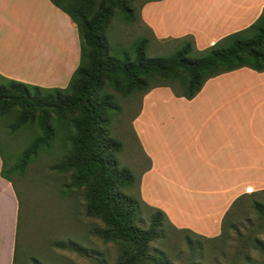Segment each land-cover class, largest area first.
<instances>
[{"label":"crops","instance_id":"obj_1","mask_svg":"<svg viewBox=\"0 0 264 264\" xmlns=\"http://www.w3.org/2000/svg\"><path fill=\"white\" fill-rule=\"evenodd\" d=\"M264 0L144 2L140 23L157 41L192 37L201 51L246 29ZM79 63L76 25L49 0H0V75L65 88ZM132 130L148 161L141 201L172 227L214 238L242 197L264 192V73L240 68L208 79L191 100L162 86L141 99ZM0 264H17L20 197L2 176Z\"/></svg>","mask_w":264,"mask_h":264},{"label":"trees","instance_id":"obj_2","mask_svg":"<svg viewBox=\"0 0 264 264\" xmlns=\"http://www.w3.org/2000/svg\"><path fill=\"white\" fill-rule=\"evenodd\" d=\"M49 1L76 25L79 63L65 88H43L0 75V118L13 117L12 132L27 126L40 132L15 165L8 168L2 156V176L12 180L10 174L22 172L55 132L63 131L70 148L56 170L71 173L70 189L84 190L86 215L106 224L100 237L121 245L119 264H169L165 257L150 254L163 221L168 222L166 215L151 208L148 228L139 227L142 201L122 191L134 176L116 160L122 144L110 136L107 115L119 108L107 88L127 97L165 86L175 96L191 100L208 79L220 74L240 68L264 73V9L249 27L205 50H196L188 36L175 40L179 44L170 55L150 58L148 40L142 38L135 43L134 58L126 55L122 61L115 57L107 31L115 15L125 22L136 19L134 0ZM150 1L162 0L146 2ZM156 81L161 84L153 85ZM258 245L264 253V244Z\"/></svg>","mask_w":264,"mask_h":264},{"label":"rangeland","instance_id":"obj_3","mask_svg":"<svg viewBox=\"0 0 264 264\" xmlns=\"http://www.w3.org/2000/svg\"><path fill=\"white\" fill-rule=\"evenodd\" d=\"M146 1H133V22H125L118 15L110 22L108 42L122 61L126 55L134 58L135 43L142 38L148 40L146 56L150 58L168 56L179 44L155 40L140 23L139 8ZM156 84L161 83L153 82ZM107 91L114 95L119 108L107 115L110 136L122 144L116 160L134 176L132 185L122 191L141 199L138 180L148 161L131 124L143 96L134 93L125 97L112 88ZM12 123L11 115L0 118V151L8 168L40 135L36 127L29 126L12 132ZM69 148L64 132L57 131L22 172L9 175L21 204L17 264H119L121 245L100 237L106 224L86 215L84 190L70 189L71 173L56 170ZM138 212L137 225L147 229L153 210L142 202ZM258 242L264 244V192L240 198L226 214L218 237H201L163 221L162 233L151 243L150 254L165 257L169 264H264Z\"/></svg>","mask_w":264,"mask_h":264}]
</instances>
